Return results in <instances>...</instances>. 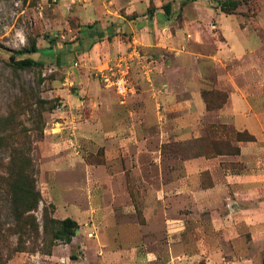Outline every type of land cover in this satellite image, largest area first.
<instances>
[{
  "label": "rangeland",
  "instance_id": "obj_1",
  "mask_svg": "<svg viewBox=\"0 0 264 264\" xmlns=\"http://www.w3.org/2000/svg\"><path fill=\"white\" fill-rule=\"evenodd\" d=\"M104 2L128 22H87L86 0H0V264H264V0ZM116 68L125 100L103 79ZM194 85L205 112L175 116ZM234 93L249 107L221 116ZM24 167L41 201L16 195L18 221L7 186L31 185ZM45 214L80 220L77 238L54 241Z\"/></svg>",
  "mask_w": 264,
  "mask_h": 264
},
{
  "label": "crops",
  "instance_id": "obj_2",
  "mask_svg": "<svg viewBox=\"0 0 264 264\" xmlns=\"http://www.w3.org/2000/svg\"><path fill=\"white\" fill-rule=\"evenodd\" d=\"M96 2H98V3L97 4H92L91 2H89V0H86V3H85V7L86 8H84V12H86L87 22L93 20V21H99V22L100 21L101 22L110 21V22H115V23H117V22L124 23V21H127V19L121 13L122 8L124 7V6H121V5H123V4H121L119 7H117V9H119V11H120V14H119V13L115 12V10H117V9H115V10L109 9L107 4H105L104 0H97ZM113 2H115V0H113V1L110 0L109 4L112 6ZM130 4L132 5V2H130ZM133 5H135V2L133 3ZM128 6H129V4H128ZM112 15L114 16V18H112ZM126 15H129V14H126ZM162 18H164V16H162ZM104 35H105L104 39L107 38V34H104ZM102 41H100V42H102ZM117 43L118 42L115 41V44H117ZM119 49L120 50H117V52L118 51H122L123 52L124 49H126V48L124 46H121ZM114 53H116V52H114ZM191 87L192 88L190 90H192V92L189 93L190 94V97H189L190 99H186L185 101L182 100V101H175L174 102V106H173L172 110L175 111V116H177V117L180 116L181 117L182 114H183V116L188 115V116L191 117L194 114H196V115L202 114L203 115V113L205 112V105L202 102L201 96L198 93L197 85L196 86L194 85V86H191ZM162 89H164L165 91L167 90L165 84H164V86L163 85L162 86L159 85V87H158V93L159 94H163ZM230 100H231L230 101V104H231L230 107H228L225 110H223L222 113H221V116L226 117V118H232V119L235 118V117L243 116L242 114L245 113V110H247V108L249 107V105L247 104V101H246L247 99L245 98V96L243 94L239 95L238 93H234V94H232ZM122 103H124V102H122ZM140 128H142L144 130V128L142 126H140ZM142 129H141V131H143ZM131 138L132 139H129V140L133 142L135 140V135H134V137H131ZM142 139L143 140H141V141L143 143H139V145L140 146L143 145L145 150H147L145 146L147 145L148 140H145L144 138H142ZM129 140H127V141H129ZM147 152L151 153L150 151H147ZM144 153H146V152L145 151L143 152L140 149L139 154L142 155ZM139 164H140V162H139ZM148 166H151V165H148ZM196 175L197 174H195V172H194L193 176H196ZM160 177H161V175L159 176V178ZM115 179H116L115 176H111V179H110V182H109V187L111 188L110 191H112V195L114 196L115 201H116L117 194L119 192H124V191L115 192L116 188H114V186H113V184H115L114 182H116ZM117 179H118L119 182H122V181L126 182L127 181L126 174H122L121 173V175L118 176ZM160 180H162V179L160 178ZM132 181H133V179H132ZM137 181H138V179H137ZM143 182L147 183L148 181L144 178ZM144 190H145V188L142 189V191H144ZM124 193L126 195L125 199H129L131 201L129 203H125L123 205L122 211L125 212V213H132L133 211H135V209L138 207L137 205H139L140 203L139 204L138 203H134V201L131 198V195L129 194L128 190H127V193L126 192H124ZM143 200H144V204H145L146 201H148L145 196H143ZM141 203L143 204V202H141ZM100 204H101V202H100ZM151 204H149V205H151ZM155 204H157L158 206L160 205L157 202H155ZM91 205H92V203H91ZM99 210H100V213L96 212L94 214V210H92L93 212L91 211L90 213L93 216L96 215L100 219L101 217H104V216H102V207L99 206ZM77 221H78V223L80 225V230H81V227H82L81 221L78 220V219H77ZM76 238L77 237H75V239ZM142 259L145 262L148 261V258H144V256L142 257Z\"/></svg>",
  "mask_w": 264,
  "mask_h": 264
},
{
  "label": "trees",
  "instance_id": "obj_3",
  "mask_svg": "<svg viewBox=\"0 0 264 264\" xmlns=\"http://www.w3.org/2000/svg\"><path fill=\"white\" fill-rule=\"evenodd\" d=\"M240 4L237 2L233 1H227L221 4V9L223 12L227 14H232V10H236ZM166 11L170 10V5L168 4L165 6ZM105 35L104 33L98 34V38L94 39L93 43L91 46H94L96 43L102 41L104 39ZM39 52V48L37 47V44L33 42V44L30 46V48H26L22 50L21 52H18L19 54H28V53H33L36 54ZM11 62L13 66L18 69V70H27L31 68H38L44 66V63L42 61H37L32 58H23V59H18L16 55L11 56ZM253 138L252 136L244 137L241 134H237V141L238 142H243V141H251ZM11 153L15 155L17 154L16 149H11ZM25 162V161H24ZM31 174V176H30ZM17 176V173L14 174V178ZM34 176V168L28 172L26 168L24 167L22 170V173L19 174V177L23 178H28L30 180L31 185L27 186V182L25 180H17L15 183L11 184V188L8 187V193H11V202H12V210L17 211L18 208L15 205V202L17 203L16 200V195L17 197L21 200V202L24 204V199L27 196L32 197V202L33 204L37 207L38 204L41 201V194L39 191H37L36 186H35V180L33 179ZM17 215V220L19 221V212H16ZM44 221H45V229L48 230L49 228L52 231V237L54 241H59L63 244H70L73 240V238L76 236V232L79 229V224L77 221H75L72 218H66L64 220H55L52 218H48L47 214L44 216ZM52 224H55V227L52 226ZM1 230V229H0Z\"/></svg>",
  "mask_w": 264,
  "mask_h": 264
},
{
  "label": "built area",
  "instance_id": "obj_4",
  "mask_svg": "<svg viewBox=\"0 0 264 264\" xmlns=\"http://www.w3.org/2000/svg\"><path fill=\"white\" fill-rule=\"evenodd\" d=\"M117 70L111 69L110 74L112 77H105L106 75H103V79L106 85H108L109 88H112L115 90V92L123 99L125 100L131 93L132 89L128 82V77L124 72H120L118 68ZM123 73V74H122Z\"/></svg>",
  "mask_w": 264,
  "mask_h": 264
}]
</instances>
